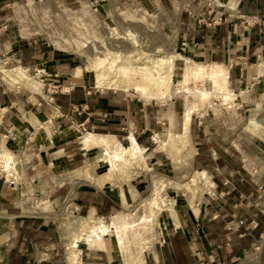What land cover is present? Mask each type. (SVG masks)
Wrapping results in <instances>:
<instances>
[{"label": "rangeland", "instance_id": "374dc122", "mask_svg": "<svg viewBox=\"0 0 264 264\" xmlns=\"http://www.w3.org/2000/svg\"><path fill=\"white\" fill-rule=\"evenodd\" d=\"M241 3L17 0L2 10L0 264H71L70 255L79 264H156L157 247L168 240V227L177 225L175 214H207L217 195L225 194L221 188L232 184L235 196L250 195V206L264 215V127L252 123L264 113V57L247 49L243 25L254 16H243ZM223 20L232 26L227 50L214 55L203 30ZM100 57L128 65L172 61V89L162 99L145 98L123 75L121 88L109 89L97 83L92 66ZM216 62L229 68L233 103L213 94L203 101L196 91L212 90L209 80L192 78L178 90L187 64ZM190 107V130L181 140ZM90 133L117 141L106 154L104 147L84 146ZM167 134L171 140L163 146ZM113 150L120 156L111 157ZM150 198L158 201L152 216L141 206ZM110 205L112 212H101ZM119 213L128 226L112 229L105 250L90 249V228L73 223L78 218L96 227L103 218L110 224ZM32 220L43 229V242L54 235L53 247L19 239L16 223ZM258 240L237 261L264 264V229Z\"/></svg>", "mask_w": 264, "mask_h": 264}, {"label": "crops", "instance_id": "0c3cea01", "mask_svg": "<svg viewBox=\"0 0 264 264\" xmlns=\"http://www.w3.org/2000/svg\"><path fill=\"white\" fill-rule=\"evenodd\" d=\"M12 1L17 0H0V15H7V12L2 10ZM240 13L243 16L258 17V22L255 25L251 22L246 26L244 24L243 27L248 29L247 49L249 52H257L264 57V0H242ZM231 29L232 26L223 20L222 25L203 30L210 41V49L214 55L227 50L225 40L229 39ZM240 31L243 32L242 27ZM221 39L222 43H220ZM220 55L222 57V54ZM109 136H114L117 139L115 135ZM132 136L135 137L131 134L130 141ZM221 189V192L225 194L217 195L218 199L208 206L207 214L194 219L189 215V212L184 216H181L179 211L176 213L177 225L168 227V240H164L165 244H160L156 249V264H242L237 261V256L239 253L249 251L258 243L262 228H257V225L259 221H261V225L264 224L263 217L250 206L252 203H250L249 193V196L244 194L235 196L232 193V186H223ZM119 196L122 201L121 194ZM111 208L110 205L105 209V212H103L104 209L101 212L107 215L112 212ZM16 224L19 239L28 241L29 245L36 242L43 243L42 245L45 247L55 245L54 235L51 236L50 231H45V235L51 236L52 242L49 240L43 242V232L41 231L43 229L34 220L21 221ZM39 237H42V240ZM23 241L21 242L24 243Z\"/></svg>", "mask_w": 264, "mask_h": 264}, {"label": "bare ground", "instance_id": "6f19581e", "mask_svg": "<svg viewBox=\"0 0 264 264\" xmlns=\"http://www.w3.org/2000/svg\"><path fill=\"white\" fill-rule=\"evenodd\" d=\"M121 61L122 60H120L119 57L115 59H109L108 57L97 58L92 65L96 69V72H97V75H96L97 83L105 84L107 85V88L109 89H120L121 86L123 85L122 84L123 81L120 79V76L122 75L126 77L128 76L130 80L134 79L135 87L137 90L141 92V95L145 96V98L147 97L151 99H162L164 98V96L166 97L167 94L172 89L171 85L174 82L172 61L168 62V61H164V59L149 58L144 61H140L136 63V65L135 64L128 65L127 63L124 64V62L121 63ZM184 69L185 70L183 73V80L182 82L178 83V86H179L178 90H180L181 88L184 89L188 85L190 79L192 78L195 80L203 79L204 82L206 80H209L213 84L212 90L198 89L196 91L199 97L203 101L207 100L211 94L215 95L216 97H219V99L222 98L225 101H230V103H233L237 99V94L234 93L233 90L229 86L230 72H229V68L225 64L216 62L210 67H207V66L197 67V66H193L192 64H187ZM17 70L23 71L21 68H18ZM260 71L261 73L264 72V62L260 65ZM20 73H23V72H20ZM186 106L188 107V104ZM190 108L186 109L184 113V118H183V123H182L183 133L180 134L181 140L186 139L187 134L189 133V130H190V124H191V119H192V114H193L192 107ZM252 123H254L257 127H264V113L262 114L261 118L259 117L258 119H253ZM166 137H167V141H165V144H164V139L162 140L163 146L167 145V142L171 140V134H167ZM115 141L117 140L115 139L114 136L97 134V133H90L83 138L84 146L104 147L107 150L106 154H108L110 150L111 142H115ZM131 141L134 147L138 149L139 151L140 147L135 137L132 136ZM121 151L125 152L126 150L123 149V150H120V152ZM120 152L118 150H113V155L111 156L110 154V156L113 158L118 157ZM6 157L8 158L11 157L9 152H6ZM113 158L111 160H114ZM7 168H9V165ZM200 174L205 177L206 172L203 171V172H200ZM145 201L146 200H143L141 202L142 203L141 206H143L144 208H149V210H151V216H152L153 208L155 205L158 204L157 198H150L146 202ZM137 207L138 206H135L133 207V209L135 210L137 209ZM133 209H131V211H133ZM122 215L123 213L113 215L111 217L110 224L105 223L102 218L100 222H97L96 227H93L91 225L85 226L84 221L78 218L76 220L73 219L75 220L73 221V223L77 227H80L83 229L86 228L85 230L87 229L89 230L90 228V233L88 232L89 234H88V237L86 238V243L90 249L98 250V249L106 248V236L107 235H110L114 231H118V229H120L122 226L123 227L128 226L125 223L121 224L120 217H122ZM124 215L126 216L128 214H124ZM112 229L113 230L115 229V230L112 231ZM68 248H75V246L74 247L69 246ZM78 253L79 252H77L76 248L73 249V254L76 255ZM68 258L71 264H79V260H78L79 258H76L74 255H70V257Z\"/></svg>", "mask_w": 264, "mask_h": 264}, {"label": "trees", "instance_id": "16d2710c", "mask_svg": "<svg viewBox=\"0 0 264 264\" xmlns=\"http://www.w3.org/2000/svg\"><path fill=\"white\" fill-rule=\"evenodd\" d=\"M231 186H232V189H233L232 193H235L236 190H237V187H236L234 184H232ZM239 186H240L241 188L244 189V186L241 185L240 183H239ZM259 215L262 216V217L264 218V215H263L262 213H259ZM263 222H264V220H263ZM263 225H264V224H263ZM263 225H261V221H259V223H258V225H257V228H262V231H263ZM260 226H261V227H260ZM179 262L181 263V260H180V259H179Z\"/></svg>", "mask_w": 264, "mask_h": 264}, {"label": "built area", "instance_id": "2783aa9c", "mask_svg": "<svg viewBox=\"0 0 264 264\" xmlns=\"http://www.w3.org/2000/svg\"><path fill=\"white\" fill-rule=\"evenodd\" d=\"M41 1H44V0H41ZM253 18H254V19H252L251 22H252L253 24L257 23V22H258V17H255V16H254ZM251 22H250V23H251ZM263 26H264V23H263Z\"/></svg>", "mask_w": 264, "mask_h": 264}]
</instances>
